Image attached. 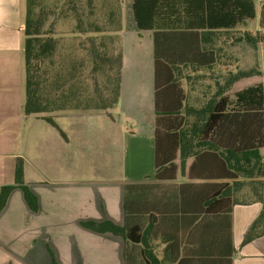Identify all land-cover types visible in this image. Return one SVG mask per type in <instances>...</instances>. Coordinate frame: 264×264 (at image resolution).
<instances>
[{
	"label": "crops",
	"instance_id": "crops-1",
	"mask_svg": "<svg viewBox=\"0 0 264 264\" xmlns=\"http://www.w3.org/2000/svg\"><path fill=\"white\" fill-rule=\"evenodd\" d=\"M98 1H103L100 4L105 8L99 20L103 32L117 35L121 44L119 101L107 112L48 113L57 124L54 126L43 118L47 114L25 113L26 0H0V191L2 186L15 183L20 163L23 181L38 199L35 210L20 187L10 192L0 210V264H52L53 258L55 264H125V239L89 229L83 222L110 220L122 225L125 185L139 181H225L232 186L231 198L239 200L232 211V264H264V234L244 242L263 208L264 175L260 174V165L249 163V173L237 179L154 178V30L127 27V6L132 0ZM263 2L254 0L255 18L234 28H202V18H189L187 26H180L179 20L164 19L172 26L164 25L158 38L160 73L178 77L188 98L197 103L216 93L219 85L225 84V92L231 96L246 88H235L244 71L237 80L229 79L235 71L228 68L225 58L232 56L234 47H248L251 32L236 33L256 20L257 7L260 30L255 34L264 38ZM180 19L185 20L182 15ZM203 51H213L221 59L198 63L194 55ZM210 55L206 61L211 60ZM259 82L264 84L260 80L254 84ZM78 152L80 157L83 154V161H79ZM260 153L264 168V146ZM230 171L234 172L233 165ZM235 181L240 184L233 186ZM152 244L161 257L164 245L159 240Z\"/></svg>",
	"mask_w": 264,
	"mask_h": 264
},
{
	"label": "trees",
	"instance_id": "trees-1",
	"mask_svg": "<svg viewBox=\"0 0 264 264\" xmlns=\"http://www.w3.org/2000/svg\"><path fill=\"white\" fill-rule=\"evenodd\" d=\"M57 9L63 11L64 5ZM181 15L184 21H181ZM255 16L254 0H132L128 4L127 27L154 30L156 180H174L179 176L190 179H237L249 173V163L260 165V174L264 175L260 153L264 146V84L259 82L248 86L236 91L233 96L225 92V84L219 85L217 92L203 102H193L178 77L160 73L162 62L158 50V38L163 34L164 25L172 26L168 21L164 23V19L179 20L180 26H187L189 18H202L204 21L199 24L200 27L218 29L234 28ZM46 17L40 0H26L25 113L47 114L43 118L57 126L48 113L75 109L68 103L76 92L67 84L74 75L73 71L61 67L57 77L62 82L58 83L54 98L43 96L40 91L43 85L41 79L50 78L48 61L53 66L57 45V40L48 35V30H44ZM261 26L264 28V2ZM85 31L90 33L89 52L94 59L92 70L96 71L101 65L106 80L103 89L88 93V99L85 98L87 106L82 110L107 112L115 107L120 98V40L117 35L101 34L103 29L96 24ZM254 37L257 44L264 41L258 33ZM105 40H109V43ZM114 41L119 46L116 56L107 50V44L114 46ZM209 54L211 60L206 61ZM215 57L219 62V54L215 56L213 51H203L201 55L195 54L194 60L205 65L214 63ZM112 59H116L114 67ZM241 74V71L232 72L229 79L235 81ZM110 82L113 83L112 88ZM231 165L234 169L232 173ZM239 184V181H235L233 186ZM15 187L23 190L29 206L36 210L37 196L23 181L20 163L16 169L15 183L1 188L0 210ZM231 189L232 186L225 181L200 184L130 182L125 185V218L122 225L110 220H86L83 225L97 232L122 236L126 241L125 264H232L235 255L232 211L239 200L231 198ZM261 201L263 208L247 231L244 242L264 234V197ZM154 240L164 245L161 257H158L159 252L152 244ZM54 261L53 258L52 264H55Z\"/></svg>",
	"mask_w": 264,
	"mask_h": 264
},
{
	"label": "rangeland",
	"instance_id": "rangeland-1",
	"mask_svg": "<svg viewBox=\"0 0 264 264\" xmlns=\"http://www.w3.org/2000/svg\"><path fill=\"white\" fill-rule=\"evenodd\" d=\"M40 3L44 5L45 15L47 16L44 23V30H48V35L57 40L54 67L48 61L50 78L48 80L41 79L43 85L40 91L43 96L54 98L53 93L57 90L58 83L62 82L57 77V71L60 70L59 67L62 69H71L74 75L71 76V81L67 84L76 92V95L70 100L68 105L70 104L75 107V109H71L73 112L83 111L82 109L87 106L85 98L86 100L88 99V93L92 94L103 89L106 80L101 65L96 71L92 70L94 59L89 52L90 33L85 31L93 24L99 25L101 28L104 26L99 21L103 9H105L104 5L102 6L100 3L103 4L104 2L100 1L99 3L98 0H40ZM61 5H64L63 11L57 9ZM111 10H113L112 7ZM257 10L258 15L256 20L248 22L236 33L238 35L244 30L251 32L248 47H234L232 56L225 58L229 65L228 68L235 72L244 71V78L236 84L235 88L238 89L248 87L249 85L252 86L259 80L264 81V41L257 44L254 37L255 32L260 30L259 22L257 21L260 16V8L257 7ZM101 34L108 35L107 32L104 33L103 31ZM105 41L109 43V40ZM107 45L109 46L107 48L108 52L116 56L119 50L118 43L114 41V46L112 44ZM111 62L114 67L116 59H112ZM54 68H56V71H54ZM110 83V88H112L113 83ZM106 93L109 94L108 91ZM78 153L80 157L81 152ZM82 155L79 161H83Z\"/></svg>",
	"mask_w": 264,
	"mask_h": 264
}]
</instances>
